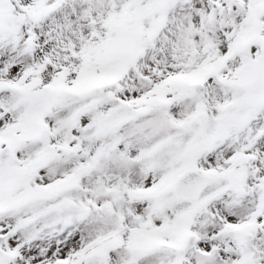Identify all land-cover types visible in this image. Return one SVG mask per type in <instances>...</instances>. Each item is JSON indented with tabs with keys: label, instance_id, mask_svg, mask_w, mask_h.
<instances>
[{
	"label": "snow or ice",
	"instance_id": "obj_1",
	"mask_svg": "<svg viewBox=\"0 0 264 264\" xmlns=\"http://www.w3.org/2000/svg\"><path fill=\"white\" fill-rule=\"evenodd\" d=\"M0 264H264V0H0Z\"/></svg>",
	"mask_w": 264,
	"mask_h": 264
}]
</instances>
